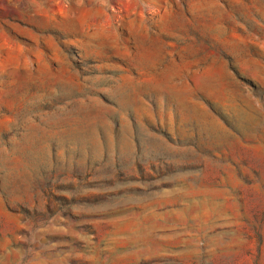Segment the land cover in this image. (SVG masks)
Segmentation results:
<instances>
[{
  "label": "rangeland",
  "instance_id": "1",
  "mask_svg": "<svg viewBox=\"0 0 264 264\" xmlns=\"http://www.w3.org/2000/svg\"><path fill=\"white\" fill-rule=\"evenodd\" d=\"M0 264H264V0H0Z\"/></svg>",
  "mask_w": 264,
  "mask_h": 264
}]
</instances>
